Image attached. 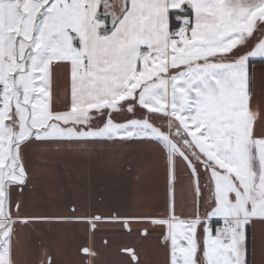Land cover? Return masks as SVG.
<instances>
[{"label":"snow or ice","instance_id":"snow-or-ice-1","mask_svg":"<svg viewBox=\"0 0 264 264\" xmlns=\"http://www.w3.org/2000/svg\"><path fill=\"white\" fill-rule=\"evenodd\" d=\"M256 61L264 63V0H0V264H17L21 230L94 231L104 221L129 233L142 225L141 237L160 229L163 264H256L264 230ZM136 143L163 157V214L22 213L30 147ZM184 181L190 204L178 214ZM121 251L140 264L134 248ZM38 264H55L51 252Z\"/></svg>","mask_w":264,"mask_h":264},{"label":"crops","instance_id":"crops-1","mask_svg":"<svg viewBox=\"0 0 264 264\" xmlns=\"http://www.w3.org/2000/svg\"><path fill=\"white\" fill-rule=\"evenodd\" d=\"M253 72L254 105L264 108V63L256 61ZM60 84H63L62 78ZM32 149L35 148L27 149L29 170L33 169V160L29 157ZM52 158L51 166L43 167L48 172L33 183L51 185L55 198L36 197L33 200L39 203L36 208L44 209L27 214L68 215L73 208L81 216L102 217L161 215L166 211L164 161L159 149L152 144L87 145L57 151ZM33 183L29 182V189ZM176 193L177 213L188 211L190 199L186 181L177 184ZM138 230L142 231L143 226L133 225L129 233L122 224L107 221L98 223L94 231L83 223L37 225L31 231L21 230L15 258L17 264H38L46 249L55 264H130V258L121 249L132 247L140 264H163L160 229L150 228L152 234L147 237L139 236ZM262 233L264 230H257L256 264H264V253L259 248ZM85 247L96 255L83 253Z\"/></svg>","mask_w":264,"mask_h":264},{"label":"rangeland","instance_id":"rangeland-1","mask_svg":"<svg viewBox=\"0 0 264 264\" xmlns=\"http://www.w3.org/2000/svg\"><path fill=\"white\" fill-rule=\"evenodd\" d=\"M56 154L57 151L41 152L39 150L32 149V152L29 153V157L33 160V169L29 170L30 172L29 182L33 183L34 181L43 177L44 173L48 172L45 171L43 167H46L47 166L46 164L50 165L53 162L52 157L55 156ZM36 197H40L41 200H53L55 196H53L52 186L46 185L45 183L41 182V183H33L30 189H26L23 197H21V199L23 200L22 213L27 214L29 212H36V211H40L41 209L42 210L44 209L42 207H39L41 209L36 208L39 206L38 202L33 201L34 199H36ZM44 202H50V201H44Z\"/></svg>","mask_w":264,"mask_h":264}]
</instances>
